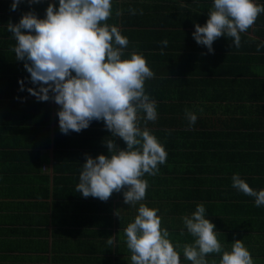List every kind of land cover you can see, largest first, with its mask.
Here are the masks:
<instances>
[{
  "label": "crops",
  "instance_id": "crops-1",
  "mask_svg": "<svg viewBox=\"0 0 264 264\" xmlns=\"http://www.w3.org/2000/svg\"><path fill=\"white\" fill-rule=\"evenodd\" d=\"M255 2L264 5V0ZM12 3L0 0V264H131L124 229L134 222L139 203L159 209L161 227L169 231L181 264H191L182 249L194 243L182 217L198 204L226 251L242 240L255 264H264V206L256 207L255 198L232 187V176L239 174L253 190H264V48L243 50L264 41V13L243 33L251 43L241 39L240 50H228L233 41L222 36L212 54L193 33L195 24H206L214 0H112L107 23L129 40L122 59L142 54L155 74L145 81V91L157 102V120L145 123L141 112L139 126L147 127L167 152L159 173L143 177L149 185L146 197L133 207L124 203L123 191L106 202L76 193L87 156H110L107 139L120 150L127 146L103 121H92L79 133H61L60 107L29 94L28 88L38 91L39 85L30 82L25 62L15 59L8 24H18L30 11L43 19L49 3L58 10L59 0L32 5L22 0L16 11ZM117 9L123 10L119 17ZM165 39L167 47L161 44ZM234 56L244 63L231 64ZM183 57L191 62L180 61ZM207 64H216L210 72L217 75H191L210 70ZM171 66L184 68L182 74ZM185 109L196 114L194 125ZM221 258L210 254L208 264Z\"/></svg>",
  "mask_w": 264,
  "mask_h": 264
},
{
  "label": "clouds",
  "instance_id": "clouds-1",
  "mask_svg": "<svg viewBox=\"0 0 264 264\" xmlns=\"http://www.w3.org/2000/svg\"><path fill=\"white\" fill-rule=\"evenodd\" d=\"M21 2L13 0L11 10L16 11ZM27 2L32 5L41 0ZM129 12L137 14L136 9ZM262 13L264 5L255 0H214L206 24H195L193 39L212 54L214 41L222 36L231 38L239 49L241 34L252 28ZM122 14V9L116 10L117 17ZM139 14L143 15L142 9ZM111 18L112 0H59L58 10L49 3L45 18L30 11L18 24L9 23L7 30L16 41L12 49L15 59L25 62L30 82L39 85L38 91L28 88L29 94L37 101L54 100L60 107L61 133H79L92 121H103L112 136L127 146L120 150L107 139L110 156H87L76 193L106 202L113 193L123 191L124 203L135 207L145 199L149 186L143 177L159 173L167 152L147 127L139 126L141 112L146 114L145 123L157 120V102L145 91V81L154 79L155 74L142 54L133 52L130 59H122L129 40L120 28L107 23ZM161 44L167 47L168 41ZM262 48L264 41L257 51ZM19 83L24 91V81ZM185 115L190 126L196 123L195 113L185 109ZM232 187L255 198L256 207L264 206V190H253L239 174L232 176ZM158 211L139 203L134 222L124 229L131 264H181L169 231L161 227ZM205 214L204 205L198 204L190 216L182 217L184 228L194 238V243L183 245V257L191 264H208L210 254H222L219 264H255L242 240H235L231 251H226ZM114 237L107 239L108 245L114 243Z\"/></svg>",
  "mask_w": 264,
  "mask_h": 264
},
{
  "label": "trees",
  "instance_id": "trees-1",
  "mask_svg": "<svg viewBox=\"0 0 264 264\" xmlns=\"http://www.w3.org/2000/svg\"><path fill=\"white\" fill-rule=\"evenodd\" d=\"M250 32V29L246 32V33H249ZM241 39H242V41L243 42H250L249 40H248V38L247 37H245L244 35H243V33L241 34ZM231 43H233L234 44V42H231ZM245 43V44H246ZM251 43V42H250ZM222 44H218L217 45V47L219 48V49H222V46H221ZM250 45H252V44H250ZM241 47H242V44H241ZM251 49H249L248 47L246 48H243V50H257V47L254 49V48H252V47H250ZM182 49H186V48H182ZM228 50H236V47L235 46H230L229 48H228ZM238 50H240V48L238 49ZM238 52H240V51H238ZM160 58H162V57H160ZM165 58H168V60L171 62V60L172 59H174V57L173 58H171V57H165ZM175 59H179V58H175ZM184 61V62H186V63H188V62H191L190 61V58H188V57H183V59H180V61ZM230 60H232L231 62V64H233V65H238V64H243L244 63V61H243V59H241L240 57H232V58H230ZM169 65V64H168ZM208 66H207V68H209L210 70H208V71H206L205 73H203V72H192V74L191 75H202V76H204V75H207L208 77H211V75H213V74H215V75H217V73H211L210 71H212L213 70V66L212 65H216V64H207ZM172 67V66H171ZM191 67V68H190ZM189 67V69L188 70H194V69H196V68H194V66H193V69H192V66H190ZM174 70L176 69L177 70V68H175V67H172ZM184 68H181V69H179V70H177L178 72H179V74H182V72H180V71H182ZM170 72V74H174L172 71H169ZM189 72V71H188ZM159 74H162V75H166L167 74V71H159ZM187 74V73H186ZM190 74V73H189ZM226 75V74H225ZM194 77H197V76H194ZM200 123H202V122H200ZM200 155V154H199Z\"/></svg>",
  "mask_w": 264,
  "mask_h": 264
}]
</instances>
